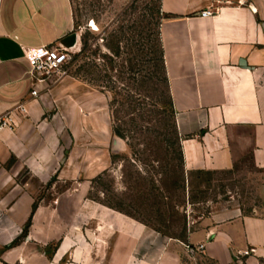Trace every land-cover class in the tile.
<instances>
[{
  "label": "crops",
  "instance_id": "0c3cea01",
  "mask_svg": "<svg viewBox=\"0 0 264 264\" xmlns=\"http://www.w3.org/2000/svg\"><path fill=\"white\" fill-rule=\"evenodd\" d=\"M210 6L215 14L200 16ZM159 8L184 169L190 174L236 173L241 186L251 179L262 198L264 0H160ZM72 34L70 0H0V114L18 105L25 108L14 114L13 130H0V264L23 259L19 247L7 248L32 213L35 192L20 179L23 172L44 184L52 177L87 179L100 170L98 156L86 167L82 139L87 128L101 133V124L71 125L64 116L49 119L70 78L33 82L28 73L29 48L60 44ZM67 131L73 132L74 143L62 146L61 134ZM225 185L224 198L213 202L183 238L164 236L108 209L111 213L103 212L110 220L93 221L82 230L72 225L45 264H262V199L244 211L233 186ZM78 206L81 211V202ZM83 228L91 232L90 238Z\"/></svg>",
  "mask_w": 264,
  "mask_h": 264
},
{
  "label": "rangeland",
  "instance_id": "374dc122",
  "mask_svg": "<svg viewBox=\"0 0 264 264\" xmlns=\"http://www.w3.org/2000/svg\"><path fill=\"white\" fill-rule=\"evenodd\" d=\"M70 1L76 46L69 48L64 72L54 71L47 80L69 77L71 84L53 102L49 119L100 123L101 133L87 128L82 139L86 167L98 156L100 170L87 179L52 177L44 184L21 174L35 192L34 205L20 236L7 247H19L23 256L12 261L45 264L72 225L82 230L110 220L103 212L111 213L108 209L164 236L183 238L224 198L225 184L233 186L244 211L261 202L251 179L241 186L236 173L184 169L163 59L160 0ZM61 135L60 145L74 143L73 132Z\"/></svg>",
  "mask_w": 264,
  "mask_h": 264
},
{
  "label": "built area",
  "instance_id": "2783aa9c",
  "mask_svg": "<svg viewBox=\"0 0 264 264\" xmlns=\"http://www.w3.org/2000/svg\"><path fill=\"white\" fill-rule=\"evenodd\" d=\"M216 8L210 6L200 11V16L207 17L215 14ZM69 48L63 46L61 43L53 46H43L40 48H29L25 57L29 63L28 73L33 82L45 81L54 71H63L64 66L68 61ZM35 94V91H31ZM18 110V111H15ZM15 111V113H14ZM25 111L22 105L16 106L14 110H9L0 114V130L8 128L13 130L16 124L13 120L14 114ZM262 204L264 206V184L261 188ZM200 248L202 245L199 246Z\"/></svg>",
  "mask_w": 264,
  "mask_h": 264
},
{
  "label": "water",
  "instance_id": "95a60500",
  "mask_svg": "<svg viewBox=\"0 0 264 264\" xmlns=\"http://www.w3.org/2000/svg\"><path fill=\"white\" fill-rule=\"evenodd\" d=\"M61 44L67 48H73L76 45V36L73 33L70 36L64 37L61 40ZM84 234L87 238L91 237V232L88 229H84Z\"/></svg>",
  "mask_w": 264,
  "mask_h": 264
},
{
  "label": "trees",
  "instance_id": "16d2710c",
  "mask_svg": "<svg viewBox=\"0 0 264 264\" xmlns=\"http://www.w3.org/2000/svg\"><path fill=\"white\" fill-rule=\"evenodd\" d=\"M34 205V204H33ZM32 208H33V206H32Z\"/></svg>",
  "mask_w": 264,
  "mask_h": 264
}]
</instances>
